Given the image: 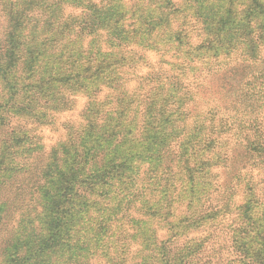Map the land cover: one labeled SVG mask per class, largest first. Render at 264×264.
I'll list each match as a JSON object with an SVG mask.
<instances>
[{
  "label": "rangeland",
  "instance_id": "1",
  "mask_svg": "<svg viewBox=\"0 0 264 264\" xmlns=\"http://www.w3.org/2000/svg\"><path fill=\"white\" fill-rule=\"evenodd\" d=\"M92 1L95 4L89 8L86 7L87 3L84 6L64 2L61 4L62 9L59 8L47 14L48 19H42V14L37 13L36 17L32 16L30 23H16L15 20H11L9 29L4 28L3 18L0 17V40H4L6 45L10 47L5 57L7 64L5 63L0 67V76H6L8 82H13L14 79L17 81L14 82L16 87L12 89L7 81L0 80V102L2 101L0 105V127L3 122L8 120L11 126L15 124L23 126L24 129L22 130L25 135L29 132L39 134L38 140L40 143L38 147H33L34 149L40 150L44 146L45 151L48 152L53 147L54 149L62 148L61 152L56 151L47 158L46 162L50 163V166L47 171L45 188L42 190L43 198L56 209L58 206L64 208V205H68L66 198L60 194L61 191L57 190L56 186L62 184L60 170L66 169L69 162L77 166L78 152L81 153L88 167L93 166L91 165V157L97 152L99 154L103 153L107 162L113 160L120 163L126 159L125 156L133 152L135 155H132L128 162H131L134 158L133 164L136 165L135 160H137L138 167L135 166L131 172L134 177L131 184L127 187L122 184L114 185V179H112L100 185L99 190L101 193H93L92 198L98 201V203L96 202L98 208L102 206L111 208L107 210V214H103L108 216L115 203L118 205V202L113 199L114 197H111V190H130L126 193H119V196L124 197L122 208L124 210L129 208L126 214L131 217L135 216L140 223L132 227V223L128 224L130 220L128 218H123L120 221L115 220L112 222V232L115 234V237H113L115 239L120 236V227L124 229V232H128L129 241L135 243L132 245L131 251L137 250L134 264H161L162 262L159 259L162 253L156 256L154 249L159 247V243L168 237H170L169 242L171 243L173 234L179 235L188 231L190 233L184 236L183 240L181 239V242L185 244L182 248L185 250L192 248L193 245L202 242V240L206 242L210 237L219 236L221 232H227L229 236L236 234V236L242 238L243 242H249L250 254H248L249 258H246L247 261L244 259L245 262L243 261V263H237L238 261L234 263L252 264L251 257L255 252L256 254L260 252L262 254L261 258H263L262 264H264V212H262V208L260 209L256 203L241 206L242 212L250 209L253 217L258 218L254 224H251V222L246 223L236 217V212L238 213L239 205L242 203V197L239 194H241L244 181L241 178L237 182L238 195L234 203L233 214H226V216L211 221L199 229H194L195 227L192 225L202 217L204 211L202 208H207L206 206L211 202L206 199L201 201L199 199L201 192L198 191L197 196V190L212 184L213 180H216L218 184L223 181L218 189L219 191L216 192L220 195V199L219 201H213L216 208H220L224 196L230 192L231 188L225 184V180L229 176H226L223 168H220L222 166L214 164L218 163L217 160H220L222 156L225 157L224 155L231 156L233 141L229 143V140L220 138L217 146L215 145L212 151H207L204 147L210 137L221 133L219 131L221 130L220 125L216 126L213 133H207L205 132L206 129L201 130L203 125L195 123L199 120L198 117H200L201 112L208 109L205 104L209 101H203L202 104L198 102L196 106V99L194 98L184 108L179 109L180 88L172 82L184 81L187 90L190 91L186 95L187 98H191L193 90L202 94L206 88L202 85L199 87L198 83L200 81L198 79H191L193 73L190 71L187 77H180V71L175 70L184 66V62L190 54H186L185 50H180L177 34L174 30H171V25L167 24L166 15L161 13V10L169 8V4L162 0ZM215 1H211L212 6H214ZM18 2L19 0L16 4ZM262 15L264 16V13ZM150 21L161 23L160 26L152 30L151 35L144 34L146 39L153 40H149L153 48L148 46L147 43L144 45L142 43H129L126 36L129 35L130 30L132 28L146 29ZM177 24L175 25L178 29ZM201 25L200 22L193 23L192 27L188 28V34L195 36L199 33L198 29L202 27ZM257 33L258 29L256 28L253 37L259 36ZM131 37L136 39L137 36L132 35ZM1 41L0 53L4 48ZM193 41L196 43L200 41V38L193 37ZM236 47L237 51L245 52V48L249 47V42L246 41L244 44L242 39L236 40ZM256 48H259L258 52L264 59V41L257 44ZM141 55L146 56L153 64L157 62L164 69H170L175 73V79L167 84L166 90L160 94L161 97H159L158 102H164L165 108L161 109L160 115L157 114L156 118L152 119L151 116L140 117V108L137 107L136 102L133 105V107L136 106L133 111L134 116L128 117L131 112L130 107L133 109L132 106L128 105L127 117L122 116L120 118L122 108L113 101L117 94L112 91V87L116 85L118 79H123L126 76L132 86L144 84L143 77L149 74H159L161 70L156 68V65L150 68L140 67L138 63L142 60L138 62V57ZM195 56H198L196 59L199 61L196 64L202 67H204V64L201 62L203 61L207 65L210 59L203 52L202 54L195 52ZM123 57L128 58L126 62H129V64L124 65ZM262 61L259 68L264 66V60ZM99 64H102L100 68L98 67ZM94 71H96V74L92 75ZM203 71L206 70H201L199 73ZM202 75H204V72ZM102 78H104V81L101 80ZM105 82H107L108 87L103 84ZM98 89H102L98 95L99 97H90V94ZM105 96L110 98L111 102L102 104L101 101L106 99ZM58 100L63 101L59 106L67 105L66 109H59V106H57ZM7 103L13 105L11 109L3 107ZM195 108L196 111H194ZM163 118L167 121L164 122ZM121 119L123 121H120ZM39 121L46 124H41ZM140 125L144 126V129L139 135L137 132L141 128ZM70 126L77 128L75 132L79 133V139L74 140L78 133L74 135V130ZM71 141L72 143H70ZM15 147H19L17 142H11L9 150L12 151ZM100 148L105 149V152H101ZM32 150L20 151L28 155ZM193 152L200 153L202 156L205 155L204 160L209 161L210 164L201 165L200 161H194L192 159ZM4 153L3 150L0 151V160L10 158L8 153L3 155ZM161 155L170 156L169 158H172L170 162L173 163L177 162V157L183 158L185 167H179L181 165L180 161L177 163L179 166L168 163L171 166L164 168L162 176L169 178L161 182L162 184L168 183L167 191H160L161 193H156V196L147 195L150 201L157 200L158 203L146 204L142 202V206H145V213L141 214L136 210L137 206L140 205L139 199L136 206H131L127 201L134 197V193L137 191L136 187H140L144 191V188L148 185L152 186L151 182L157 181L159 174L157 172L158 175L156 176L151 168L160 162ZM253 160L251 159L245 167L240 168V171L251 172V175H248L246 179L258 180L257 176L260 173L253 164ZM164 165L166 164L164 163ZM211 165L218 168L214 169ZM192 166H195L196 169V173L192 178H195L197 188H193L191 179L190 181H184L182 176V170L184 169L189 179L192 174L190 172ZM211 167V171L214 169V179L208 177V171ZM237 170H239V167ZM166 174L167 176H165ZM145 176L146 179L144 182L142 181L141 185L132 186L137 181L141 182V179H144ZM149 191L148 189V194ZM185 191L187 194L184 193ZM193 192H195L193 202L187 206L185 196H187V199H191ZM127 193L129 194L128 197H126ZM136 194L137 192L135 196ZM213 197H215V194ZM213 197H211L212 200ZM207 199L210 200V197L207 196ZM170 206H172L174 215L170 216L168 221H165V217L161 213L171 210ZM68 207H70V210L76 208L72 203ZM68 212L65 209L67 220L63 236L57 235L55 241L53 240L44 246L37 244L38 236L47 234L46 229L41 228V226L37 228L41 225L38 217L36 220L28 219L27 222H23L22 225L15 228L16 232L14 234L16 233L17 239L26 235L25 231H30L32 228L35 230L28 232L27 240H25L29 243L27 249L30 260L28 263L74 264L79 254H87V251H81L82 245L86 247L85 244H87L91 248L100 247L101 243L94 242V238H92L95 227L93 222L83 220L80 225V220L76 217L72 218ZM121 215L119 214L117 217H121ZM242 217L244 219V216ZM180 219L182 221H179ZM122 223H125L126 226H121ZM2 233L0 232V234ZM138 233L142 237L140 241L132 236V234ZM1 239L0 236V252L4 245V239ZM72 240H78L79 245L69 246L73 242ZM38 248H41L42 251H39ZM32 250H36V252ZM123 250L121 248L120 252ZM23 251L21 248L19 254H23ZM162 251L163 249H160L159 252ZM15 253V250H12L11 254ZM34 258H37L36 261H34ZM10 260L11 257H0V264H12ZM95 261V259L91 260V264ZM99 261L107 264L105 259Z\"/></svg>",
  "mask_w": 264,
  "mask_h": 264
},
{
  "label": "trees",
  "instance_id": "2",
  "mask_svg": "<svg viewBox=\"0 0 264 264\" xmlns=\"http://www.w3.org/2000/svg\"><path fill=\"white\" fill-rule=\"evenodd\" d=\"M17 1L0 0V17L2 16L3 18L5 29L10 28L11 20H15L16 23H30L32 16L36 17L37 13L42 14V19H48L49 16L47 14L53 12V10L62 9L63 6L61 4L64 2L73 5L82 4L84 6L87 3V8L95 4L92 0H19L16 4ZM162 1L169 4V8L161 10V13L166 15L167 24H170L171 30H174L177 34L180 50H185L186 54H190V56H187L184 62L185 64L181 69H173L180 71V77H187L190 71L193 73L191 79H198L200 81V83L197 82L199 87L202 85L206 88L203 90L204 93H200L201 95L198 91L193 90V95L195 96L192 97L193 95L191 94V98H187L186 95L190 91L187 90L188 88L184 84V81L180 82L177 80L178 82H172L175 83L176 87L180 88L181 98L179 109L184 108L194 98L196 99V106L198 102L202 104L203 101H209L205 104L208 109H204L201 112L200 117H198L199 120L195 123L203 125L201 130L206 129L205 132L207 133H213L216 126L220 125L221 130L219 131L221 133L210 137L204 147L207 151H212V148L215 145L217 146L220 138L229 140V143L233 141V147L232 149L230 148L232 150L231 156L224 155L225 157H221L222 160H217L218 163L214 164L222 166L220 168H223L225 175L229 176L225 180V184L231 188L230 192L224 196V200H222L223 204L220 208H216L213 201H219L220 195L218 193L216 194V192L219 191L218 189L223 184V181H220L218 184L216 180H213L214 182L211 180V183L213 182L212 184H208L207 186H203V189L197 190V196L198 191L201 192L199 194L201 201L206 199L211 202L206 206L207 208H202L204 210L202 217L192 225L195 227L194 229H199L211 221H216L218 218L220 219L222 216H226V214H233L234 203L238 195L237 182L239 178L244 182L241 194H239L242 197V203L239 205L240 209L238 213L236 212V217L242 221L244 220L246 223L251 222V224H254L258 218L253 217L250 209L242 212L241 206L256 203L260 209L262 208V212H264V66L259 68L261 66L260 62H263L262 60L264 59L258 52L259 48H256L257 44L264 41V16L262 15L264 13V0H216L214 2L215 7L212 6L213 3L211 2L214 0ZM196 22L202 24V27L198 29L199 33L195 36L188 34V28L190 29V26ZM176 23H178V29L176 28ZM172 24L174 25L172 26ZM160 25L161 23L150 21L146 29L132 28L129 35L126 36V39L129 43H142V45L147 43L148 46L153 48L150 42L153 40L146 39L144 34L151 35L152 30ZM256 28L258 29L257 35L259 36L253 37ZM200 30L202 31L200 32ZM132 35L137 36L136 39H133L131 37ZM193 37H199L200 41L195 43ZM239 39H242L244 44L246 41L249 42V47L247 49L245 48V52H239L236 50L237 47L235 48L236 40L239 41ZM1 45L4 48L0 53V67L5 63L7 64L5 57L7 50L10 48L4 40L1 41ZM232 51L233 53H231ZM195 52L201 54L203 52L210 58L207 65L203 61L201 63L204 64V67L196 64L199 61L196 59L198 56H195ZM127 59V57L122 58V61L125 62L124 65L129 64V62H126ZM138 59V62L142 60L138 63L140 67L150 68L156 65L155 67L162 71L160 70L159 74H149L143 77L144 84L132 86L126 76L123 79H118L116 85L112 87L113 93L117 94L113 98V101L122 108L120 118L122 116L124 118L127 117L128 105L133 107L136 102L137 107L140 108V117L144 116L146 118V116H151L154 119L161 112V109L165 108L164 102H158L159 97L166 90L165 87L167 84H170L175 79V73L170 69H164L157 62L153 64L146 56L141 55ZM101 66L102 64L98 65L99 68ZM201 70H206L203 71L204 75L202 76L201 74L203 72L199 73ZM95 74L96 71L92 75ZM6 79V76H0V80L3 82L7 81ZM101 80L104 81V78ZM14 82H17L16 79L13 82L7 81V84L14 89L16 87V83ZM103 84L108 87L107 82ZM101 91L102 89H98L94 93L92 92L90 97H99L98 95ZM10 99L12 100V98ZM95 101L100 102L98 100ZM106 102H111L110 98L101 101L102 104ZM62 103V100H58L57 106ZM1 104L2 101L0 102ZM12 106L7 103L3 107L11 109ZM66 107L67 105L65 104V106H59V109H66ZM135 107L133 109L130 107L131 112L128 115L129 118L134 116L133 111ZM194 111H196V108ZM162 120L164 122L167 121L164 118ZM120 121H123V119ZM39 122L46 124L45 122ZM70 127L74 130V135H77L78 132H75L77 128L74 126ZM22 129L24 127L21 125L15 124L11 126L8 120L3 122L0 127V151L3 150L5 152L3 155H7V153L10 155L9 159L2 158L0 160V232H3L0 236L4 239L0 257H11L10 263L12 264H30L28 263L30 256L28 255L27 249L29 243L25 240H27V233L35 230L32 228L30 231H25L26 235H23L21 238L18 237L17 239L16 233L14 234L16 232L15 228H18L23 222H27L28 219L36 220L38 217L39 224L41 225L37 228L41 226V228L47 230V234L45 236H38L37 244L41 246L47 245L53 240L55 241L57 235L63 236L67 220L65 209L68 212L70 210L68 206L72 203L76 208H72L68 214L72 218L76 217L80 220V225L83 220H91L95 226L92 238H94V242L101 243L99 248H91L87 244H85L86 247L82 245L81 251H87V254H79L74 264H91V260L93 259L96 260L93 264H103V262L99 261L100 259H105L107 264H134V259L137 257V250L131 251L132 245L135 243L129 241L128 232H124V229L120 227V236L116 239L113 238L115 234L112 232V222L115 220L120 221L123 218H128L130 219L128 224L132 223V227L140 223L135 216L131 217L129 214H126L129 208L127 210L122 208L124 197L119 196V193H126L130 190H111V197H114L113 199L118 202V205L115 203V206L110 210L111 213L108 216L104 215L111 208L109 206L98 208L96 205L98 201L93 199L92 196H94L93 193H101L99 190L100 185L112 179H114V185L122 184L127 187L131 184L132 180H134L131 172L138 165L137 160H135L136 165L133 164L134 158L131 162H128V159L135 154L133 152L129 153L125 156L126 159L120 163L113 160L107 162L104 154L97 152L91 157V165L93 166L88 167L86 165L87 162L83 160L81 153L78 152L77 166L69 162L66 169L60 170L62 184L57 185L56 188L66 198L68 205H64L65 209L60 206L56 209L43 198L42 190L45 188L47 171L50 166V163L46 162L47 158L56 151L61 152L62 148L54 149L53 147L48 152L45 151L44 146L40 150L34 149L33 147H38L40 143L38 140V137H40L39 134L29 132V134L25 135ZM143 129L144 126H141L137 133L140 135ZM77 139H79V133L74 138V140ZM14 141L17 142L19 147H15L16 149L14 148V150L10 151L11 142ZM27 149L33 150L28 155L20 151H27ZM104 150L100 148L101 152H105ZM192 155V159L196 162L200 161L201 165H205L206 163L210 164L209 161L204 160L205 155L202 156L197 152H193ZM161 156L160 162L151 168V171L156 176L159 174V180L157 178V181L151 182L152 186L146 185L147 187L144 188V191L140 187H136V185H141L142 181H145L146 176L145 178L143 177L144 179H141V182L137 181L132 185L136 187L137 194L135 196V192L134 197L128 200L127 203H130L131 206H136L139 199L140 205L137 206L136 210L141 214L145 213V206H142V202L146 204L152 202L155 204L158 203L157 200L150 201L147 195H155L163 190L167 191L168 183H161L169 178L162 176L164 173L163 170H165L164 168H168L171 166L170 164L178 165L177 163L179 161L181 165L178 166L185 167L183 158L180 159L177 157V162L173 163L170 162V159H172L169 158L170 156ZM251 159H254L253 164L259 170L258 180L246 179L248 175H251V172L240 171V168L245 167ZM192 167L190 171L192 174L189 179L184 169L182 170V176L184 181H190L191 179L193 188H197L195 178H192L196 173V169L195 166ZM212 167L208 171V177L210 179H214L213 170L218 168L215 166L211 171ZM238 167L239 170H237ZM148 189L150 190L149 194ZM163 193L165 194V192ZM184 193L187 194L186 191ZM214 194L215 197H213ZM192 195L191 199H187V196H185L187 206L193 202L195 192ZM128 196L129 194L127 193L126 197ZM207 196L210 197V200L207 199ZM211 197H213V200ZM170 208L171 210L161 213L165 217V221H168V218L174 215L172 206ZM119 214H122L121 217H117ZM242 216H244V219ZM179 221H182V219ZM121 226L125 227L126 225L122 223ZM37 231L39 232L40 230ZM189 233L188 231L182 232L179 235L173 234L174 239L171 236V243L169 242L170 237L159 243L160 246L154 250L156 256L162 253L160 254V259L158 258L162 262L161 264H236L234 263L235 261H238L237 263H243L246 258H249V242H243L242 238L236 236V234L229 236L227 232H221L219 236L210 237L206 242L202 240V242L193 245L194 247L192 246V248L185 250L182 248L185 244L181 242V239ZM132 236L135 239L138 238L139 241L142 238L140 233L132 234ZM72 241L69 246L79 245L78 240ZM21 248L24 250L23 254H19ZM121 248L124 249L122 252H120ZM38 249L42 251L41 248ZM160 249H163V251L159 252ZM12 250H15L16 253L11 254ZM32 251L36 252V250ZM75 255L77 254L75 253ZM261 255L260 252L257 254L255 252L251 257V263L262 264L263 258H261ZM34 259L36 261L37 258ZM34 264L37 263L34 262Z\"/></svg>",
  "mask_w": 264,
  "mask_h": 264
}]
</instances>
